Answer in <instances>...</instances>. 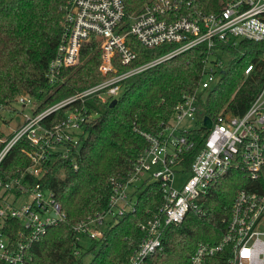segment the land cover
Here are the masks:
<instances>
[{"label": "built area", "instance_id": "2783aa9c", "mask_svg": "<svg viewBox=\"0 0 264 264\" xmlns=\"http://www.w3.org/2000/svg\"><path fill=\"white\" fill-rule=\"evenodd\" d=\"M65 1L63 30L47 70L49 84L55 86L64 80L62 72L79 63L83 46L91 41L98 43L102 59L99 70L104 79L42 109L38 110V105L1 141L0 166L20 141L30 145L24 149L30 164L19 175L4 180L0 174L2 264H32L35 242L51 226L65 221V212L55 193L40 179L54 153L68 158L72 147L81 144V135L95 117L90 102L95 99L112 102L128 77L201 45L206 46L208 53L196 92L184 95L175 106L172 119L162 124L158 133H143L149 145L135 162L129 179L126 182L113 179L108 206L74 226V252L81 254L85 238L103 239L107 228L136 210L140 188L156 182L163 190V203L139 225L143 238L123 263L154 264L156 252L163 247L166 229L181 223L191 210L197 214L204 212L201 197L219 179L240 171L255 183L238 189L223 241L216 245L200 244L187 264H212L211 258L224 250L228 251L227 264H264V86L244 114L228 113L212 119L203 147L189 168L184 163L186 152L194 147L189 132L200 124L205 126V116L201 122L198 120L200 97H205L221 80L227 64L224 56L234 57L223 47H236L240 40L264 41V0H231L218 12L197 11L181 16L178 8L182 0H151L132 15H127L125 0ZM129 35L147 47L178 45L146 63L119 70V64L129 66L137 57L127 41ZM252 69L253 64H249L245 74ZM33 98L21 96L19 101L28 106ZM62 108H67L65 118L48 125L46 120ZM185 119L196 125L183 128ZM11 221L20 224L18 230Z\"/></svg>", "mask_w": 264, "mask_h": 264}, {"label": "trees", "instance_id": "16d2710c", "mask_svg": "<svg viewBox=\"0 0 264 264\" xmlns=\"http://www.w3.org/2000/svg\"><path fill=\"white\" fill-rule=\"evenodd\" d=\"M149 1L125 0L127 15L139 11ZM229 1L182 0L178 15L218 12ZM65 3V0H0V121L1 110L20 94L39 100V110L104 79L99 70L102 59L98 43L91 41L83 46L79 63L62 72L64 80L55 86L49 84L47 70L63 30ZM127 41L137 57L129 66L119 64V70L146 63L178 45L147 47L133 35ZM223 49L234 57L226 64L219 83L205 97H200V122L204 116L216 120L223 114H244L264 86V41L240 40L236 47ZM207 53L205 45L194 47L128 77L114 105L97 99L90 102L95 117L81 135V144L72 147L68 158L54 153L40 179L55 193L66 219L51 226L35 242L32 264H123L128 260L144 235L139 225L163 203V190L158 183L150 182L140 188L136 210L121 216L107 228L103 239L93 241L80 255L74 252V226L108 206L113 179L126 182L138 157L149 145L143 133H158L161 125L172 119L174 108L184 95L196 92ZM249 64H253V69L245 74ZM66 109L53 113L46 123L60 122ZM209 131L200 124L189 132L194 147L184 156L187 168L203 147ZM8 137L0 131V147L1 140ZM29 147L22 140L10 151L0 166L4 180L19 175L30 164L24 153ZM254 183L240 171L219 179L199 201L204 212L197 214L191 210L181 223L166 229L163 247L156 252L154 264H187L200 244L221 243L238 189ZM11 223L18 230L20 224ZM86 253L93 255L89 263L83 261ZM227 256L226 250L218 252L211 263L227 264Z\"/></svg>", "mask_w": 264, "mask_h": 264}, {"label": "rangeland", "instance_id": "374dc122", "mask_svg": "<svg viewBox=\"0 0 264 264\" xmlns=\"http://www.w3.org/2000/svg\"><path fill=\"white\" fill-rule=\"evenodd\" d=\"M142 7H141V9H142ZM137 12H139V11H137ZM137 12H135V13H137ZM135 13H133V14H135ZM231 59H232V55H230V54L224 56L225 63H228V61H230ZM21 96H31V95L24 94V93L20 94L17 97H15V99L9 105H7L6 107H4L1 110L2 120L0 121V131H2L4 137H6V136L8 137L9 135H11L13 133V131L16 130L23 123L24 118H25V114L31 113L33 111V109H35L40 104L39 100L33 98L32 103H30V105H28V106H25L23 103H21L19 101V98ZM181 125L183 128L189 129V128L194 127L196 125V122H192V121L185 119ZM178 183H180V181H178ZM176 186L178 187V184H176ZM92 243H93V241H91L89 238H85L84 242L82 243L84 245V247L82 248L81 253L82 252L84 253L86 251V249L89 246H91ZM92 257H93L92 254L88 255L86 253L83 257V261L85 263H89L91 261Z\"/></svg>", "mask_w": 264, "mask_h": 264}, {"label": "water", "instance_id": "95a60500", "mask_svg": "<svg viewBox=\"0 0 264 264\" xmlns=\"http://www.w3.org/2000/svg\"><path fill=\"white\" fill-rule=\"evenodd\" d=\"M117 101H118L117 98L113 99L111 105H114ZM212 124H213L212 118L209 117V116H205L204 117V125H205V127L211 128L212 127Z\"/></svg>", "mask_w": 264, "mask_h": 264}]
</instances>
